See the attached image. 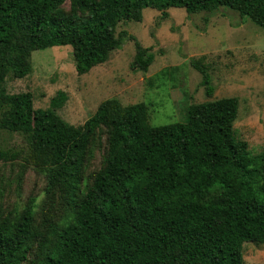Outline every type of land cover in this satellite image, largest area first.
<instances>
[{
    "label": "trees",
    "instance_id": "trees-1",
    "mask_svg": "<svg viewBox=\"0 0 264 264\" xmlns=\"http://www.w3.org/2000/svg\"><path fill=\"white\" fill-rule=\"evenodd\" d=\"M0 0V126L24 134L30 161L44 169L48 186L60 189L73 218L52 227L53 241L32 264H244L242 245L264 244V152L252 155L235 139L237 99L192 104L184 122L151 126L143 103L122 107L107 99L74 132L51 111L33 108L30 92L7 94L11 72L29 71L33 51L71 47L77 75L108 60L126 39L134 41L131 68L146 72L153 54L119 22H141L144 9L169 17L186 13L235 11L264 29V0ZM210 98L207 67L190 59ZM107 134L103 164L82 197L88 144L96 131ZM27 205L18 220L0 222V264L26 259L32 232Z\"/></svg>",
    "mask_w": 264,
    "mask_h": 264
},
{
    "label": "rangeland",
    "instance_id": "rangeland-1",
    "mask_svg": "<svg viewBox=\"0 0 264 264\" xmlns=\"http://www.w3.org/2000/svg\"><path fill=\"white\" fill-rule=\"evenodd\" d=\"M71 0L60 7L68 15ZM160 12L144 9L141 22H119L115 35L125 30L153 54L146 72L131 68L135 45L126 39L108 60L77 75L71 47L33 51L30 71L21 79L9 72L1 87L7 94L30 92L33 108L51 111L69 129L79 132L99 104L116 99L122 107L143 103L151 126L184 122L192 104L222 98L237 99L233 123L235 139L247 144L252 155L264 152V29L241 21L230 9L214 13H186L181 8ZM190 59L208 69L213 95L208 98L201 75ZM7 108L0 104V120ZM107 134L96 131L86 149L82 180L74 199H80L102 166ZM27 137L0 126V222L18 220L24 208L32 210V232L26 259L32 264L53 241L52 227L61 229L73 218L72 206L60 189L50 188L44 169L29 158ZM244 264H264V244L242 245Z\"/></svg>",
    "mask_w": 264,
    "mask_h": 264
}]
</instances>
